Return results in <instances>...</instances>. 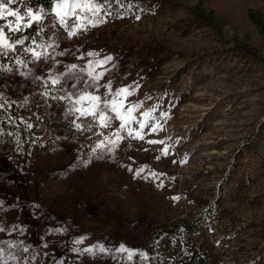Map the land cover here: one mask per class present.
I'll use <instances>...</instances> for the list:
<instances>
[{"label":"rangeland","instance_id":"1","mask_svg":"<svg viewBox=\"0 0 264 264\" xmlns=\"http://www.w3.org/2000/svg\"><path fill=\"white\" fill-rule=\"evenodd\" d=\"M113 1L5 0L39 34L3 28L0 107L40 147L15 159L0 118V264H142L154 228L188 214L214 264H244L264 229V24L242 7L264 19V0H201L220 33L191 19L198 0ZM56 96L66 128L46 119Z\"/></svg>","mask_w":264,"mask_h":264},{"label":"trees","instance_id":"2","mask_svg":"<svg viewBox=\"0 0 264 264\" xmlns=\"http://www.w3.org/2000/svg\"><path fill=\"white\" fill-rule=\"evenodd\" d=\"M124 1L134 3L136 0ZM61 2L62 0H29V6L33 13L36 12V10L49 12ZM113 3L117 4V1L114 0ZM189 12L191 19L211 26L218 33L221 32V24L215 19L211 10L203 8L201 0H198L194 5H191L189 7ZM242 13L250 23L260 29L263 27L264 19L258 9L243 6ZM0 26L8 28V16L0 18ZM12 28L16 29L17 27ZM12 32L15 35L28 34L33 40H35L36 35L39 34L31 23L19 25L18 30H12ZM232 42L239 46L241 54L248 55L251 58H258L260 56L257 50L250 47V45L244 40L240 41L237 38H233ZM95 62H98V59ZM53 86L51 85L52 88H50V92L57 93V85ZM52 100L51 107H49L51 116L46 117V119L58 121V123L53 125L54 127L61 126L66 128L67 124L62 118L59 98L56 96L52 98ZM40 101L41 102L38 105L39 108L42 103V100ZM0 118L5 124H8L9 128L13 129V131H18L23 138V143L12 146V150L16 152V155H14L15 159L24 161L26 160L25 154H28L29 150H37L40 147L38 142L26 138L25 129L17 120V110L15 108L11 107L10 109H6L0 107ZM26 123L28 129L33 128L34 122L32 120L26 121ZM139 161L140 164H144L142 161H146V159L142 158ZM149 169L152 170L157 178L162 176V173H160L156 167H153V165H150ZM208 205L210 206V204ZM209 206L207 210L212 212L214 216L217 212H221L222 215H225V212L216 209L217 207L211 208ZM203 218H206V216L201 214L176 216L171 219V221H165L156 226L153 230L152 239L145 247L142 264H214L210 248L207 245L208 243L202 236ZM213 219L214 218L211 215L209 220L212 221ZM253 233H256V237L260 238V241L258 244L251 246V251H249V253H245L243 262L244 264H252L255 261L258 264H264V229L258 227L253 230Z\"/></svg>","mask_w":264,"mask_h":264},{"label":"snow or ice","instance_id":"3","mask_svg":"<svg viewBox=\"0 0 264 264\" xmlns=\"http://www.w3.org/2000/svg\"><path fill=\"white\" fill-rule=\"evenodd\" d=\"M10 2H14V0H10ZM59 7H64V8L69 7L68 0H63V2L61 4H58V8ZM72 7H73V9H75V8L81 7V5L79 3H74L72 5ZM27 15L32 20H39L40 19V17L38 15H34L31 10L28 11ZM6 16L15 17L17 22H20L24 19V17L20 13H18L17 11H13L11 8L7 7L5 0H0V18L6 17ZM18 27H19V23L17 24L16 29H13L11 24L9 25L10 30H18ZM20 43H23V41H20ZM0 44H2V46L5 48H12L13 47V45L10 44L8 42L7 38L5 37L2 26H0ZM124 91L126 92L127 90L125 89ZM92 99L98 101L100 98L99 97H92ZM141 127H143V125H141ZM152 143H155V141H152Z\"/></svg>","mask_w":264,"mask_h":264}]
</instances>
